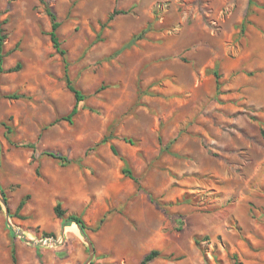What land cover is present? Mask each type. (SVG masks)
<instances>
[{"label":"rangeland","instance_id":"1","mask_svg":"<svg viewBox=\"0 0 264 264\" xmlns=\"http://www.w3.org/2000/svg\"><path fill=\"white\" fill-rule=\"evenodd\" d=\"M44 1L85 98L72 123L50 125L74 96L46 5L0 0L1 195L13 228L59 240L24 242L0 200V264H83L87 243L68 226L60 236L57 202L90 226L105 215L88 264L151 249L147 264H264V0ZM113 9L124 13L108 20Z\"/></svg>","mask_w":264,"mask_h":264},{"label":"trees","instance_id":"2","mask_svg":"<svg viewBox=\"0 0 264 264\" xmlns=\"http://www.w3.org/2000/svg\"><path fill=\"white\" fill-rule=\"evenodd\" d=\"M39 1L42 4L46 5L45 10H46V12H47V14H48V16H49V18L51 20V29L48 32V34H49L50 40L52 42L53 48L62 57V61L64 63V79H65V82H66V86L73 93V96H74V104L71 107V109L68 112V114L57 118L55 121L51 122L50 125L53 124L54 122L59 121V120H65V121H68L69 123H72V118L78 112V103H79V101H82L85 98V95L73 85V83H72V81H71V79L69 77L68 70H67L68 62H67V59H66V51L61 47L60 40H59V37H58L57 32H56L57 28L60 25V23L57 20L55 13L52 11V9L50 7L47 6L46 2L44 0H39ZM251 3H252V0H248V4L251 5ZM119 13H124V11L113 9L112 13L108 16V20H111L116 14H119ZM243 29H244V24H243V21H242V23H241V31ZM4 38H5V35L3 33L2 22L0 21V73L3 71V67H2L3 52H2V49H3V40H4ZM140 38H142V32L134 35L131 38L130 42L127 45H125V46H129V44L131 42H134V40L140 39ZM19 67H20V63H17L14 67L9 68L8 71H15ZM213 74L215 75V78H216V89L218 90L219 89V83L217 81L218 73L215 70H213ZM6 96L9 97V98H19L22 95H19L18 93H11V94H7ZM124 140H126L127 142L131 143L130 139L124 138ZM104 141H106L105 138H103L101 140V142H104ZM31 147H33V146H31ZM110 148H111V150H112V152L114 154H118L117 150H116V147L113 144L110 145ZM45 154L47 156L57 160L59 162V164H61V165H67V164L70 163L67 160L66 157H64V156H62V155H60L58 153L45 152ZM121 172L125 176H127V177H129L130 179L133 180V182L136 184V190L137 191H139L141 189V187L139 185L138 178L133 174L131 168L127 165L125 160H124V165L121 168ZM148 197L152 201V197H151L150 194L148 195ZM181 201L187 202L188 198L186 196H183ZM22 204H23V201H21V203L19 204L18 208H21ZM157 205L159 206L160 204L157 202ZM53 211H54L56 217L58 219H60L61 226H67V225L69 226V225L75 223L80 228L82 234H87V235H88L89 230L90 231L98 230L101 227V225L104 223L105 218H106L105 215H103V216H101L99 218V220L96 222V224L94 226H90V225H87V223L84 221V219H83L81 214H75V213L66 214L65 210L62 209L60 202H57L55 204V206L53 208ZM177 223H178L179 226L183 225V221L181 219H177ZM46 236H48V235H46ZM204 238H206V237H204ZM58 253L60 255H62V253H60V252H58ZM158 256H159V251L157 249H151V250H149L148 252H146L142 256V258L140 259L138 264H147L148 262H150L151 260H153L154 258H156ZM13 260H15L14 256H13Z\"/></svg>","mask_w":264,"mask_h":264},{"label":"water","instance_id":"3","mask_svg":"<svg viewBox=\"0 0 264 264\" xmlns=\"http://www.w3.org/2000/svg\"><path fill=\"white\" fill-rule=\"evenodd\" d=\"M0 196H1V203L3 204L4 208H5V217H6V223L7 225L14 231V233H16L24 242L32 244V245H42V244H49L50 239H52L54 244H58L59 240H56L54 237H48V238H41V239H29L27 238L23 231L20 228H13L12 224L9 221V208L7 206L6 200L2 197L1 195V187H0ZM75 224V223H74ZM77 227L78 225L75 224ZM64 228L65 226H62L61 228V233L60 236L63 237L64 236ZM83 239L85 240V242L87 243V248L89 251V256L88 258L83 262V264H88L90 262V260L93 257L94 254V247L92 244V241L90 240V238L88 237L87 234H82L80 228L78 227Z\"/></svg>","mask_w":264,"mask_h":264},{"label":"bare ground","instance_id":"4","mask_svg":"<svg viewBox=\"0 0 264 264\" xmlns=\"http://www.w3.org/2000/svg\"><path fill=\"white\" fill-rule=\"evenodd\" d=\"M70 233H77L78 227L75 224H71L67 227ZM53 243V241L50 239L49 244Z\"/></svg>","mask_w":264,"mask_h":264},{"label":"crops","instance_id":"5","mask_svg":"<svg viewBox=\"0 0 264 264\" xmlns=\"http://www.w3.org/2000/svg\"><path fill=\"white\" fill-rule=\"evenodd\" d=\"M68 226V225H67ZM66 227V226H65Z\"/></svg>","mask_w":264,"mask_h":264}]
</instances>
